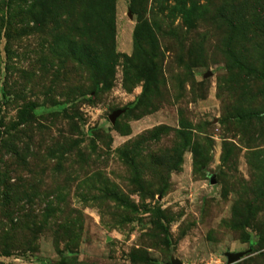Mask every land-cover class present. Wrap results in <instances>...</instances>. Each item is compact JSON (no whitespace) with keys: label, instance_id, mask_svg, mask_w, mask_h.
I'll list each match as a JSON object with an SVG mask.
<instances>
[{"label":"rangeland","instance_id":"obj_1","mask_svg":"<svg viewBox=\"0 0 264 264\" xmlns=\"http://www.w3.org/2000/svg\"><path fill=\"white\" fill-rule=\"evenodd\" d=\"M195 1L0 0V264H264V0Z\"/></svg>","mask_w":264,"mask_h":264},{"label":"trees","instance_id":"obj_2","mask_svg":"<svg viewBox=\"0 0 264 264\" xmlns=\"http://www.w3.org/2000/svg\"><path fill=\"white\" fill-rule=\"evenodd\" d=\"M7 1V0H6ZM11 0H8V2H10ZM23 2L22 4V7L20 10V12H23L25 15H29V16H32L34 15V9H35V4L38 0H21ZM25 1V2H24ZM65 1H69V0H58V1H53V0H50V2L47 4V7H55L58 3H65ZM114 1V0H113ZM133 1V0H132ZM193 1L192 3H190V5H193V10H199L203 7H205V5H202L201 6H195V3L196 1L195 0H191ZM204 1V0H203ZM205 1H210V0H205ZM176 2H179V0H176ZM181 2V1H180ZM208 2H206L207 4ZM185 3H183L184 5ZM25 6V9L24 7ZM20 7V6H19ZM24 9V10H23ZM184 13V10L182 12V14ZM85 14V13H84ZM185 14V13H184ZM230 22V21H229ZM228 22V23H229ZM84 33V36H86V38L91 41V35H93L96 30H95V27L94 28H89V30L85 29L82 27L81 29ZM134 40V43H136V38L134 36L133 38ZM83 47V52L80 53V58H79V62L84 65L85 67H87L89 69L90 72H92L93 74H95V78H97L98 82L100 83H105L108 79V76H107V72H108V66H107V63L106 61L104 60L102 54L100 53L99 51V48H98V52L96 51L95 47H92V45H89L88 43H84V45H82ZM231 63H232V67L237 69V70H240V71H245L247 68L232 54L231 55ZM107 69V70H106ZM152 69H148L147 71V74H148V77H150V75L152 74ZM142 73H146V71L144 70V68L142 69ZM142 73H140L138 70H136V74L138 76H140ZM150 73V74H149ZM147 89V86L145 87L144 86V92L146 91ZM85 95L86 97L90 98V94L86 93L83 94ZM32 107L30 108H27V109H24L23 112H22V115H21V118H20V122L21 124H25L27 121H28V115H29V110H31ZM259 115H257L256 113H253V112H250L246 117L250 118V117H258ZM162 128H157L155 130H161ZM120 155H121V159H122V162L131 167L132 164H133V160L131 159V156H130V152H129V149L128 150H120ZM195 163H197L196 161V156L194 155V165ZM174 166V169H176L178 167V163L173 164ZM5 189H8L6 187V185L4 184V191H3V198H4V201L6 202H9V203H12L13 200L10 199L9 197V193H7V190L5 191ZM27 194H24L22 195L21 197H26ZM113 197V196H112ZM114 199L118 201V198L116 195H114ZM29 200V199H28ZM46 212L45 213V223H49V219L51 216H53V214L55 215V212ZM11 215L14 217H18V220L20 219V221L24 220V221H29L30 219H34L35 216H33L31 214V212H23L22 210L20 209H13L11 211ZM22 216V218H20ZM55 221H57L55 219ZM35 224V223H34ZM33 225V223H32ZM60 225V224H59ZM61 228H63V231H67V227L66 226H62L60 225ZM35 228V226H33L32 228H29V227H26L24 229H27V231L29 233H32L33 229Z\"/></svg>","mask_w":264,"mask_h":264},{"label":"water","instance_id":"obj_3","mask_svg":"<svg viewBox=\"0 0 264 264\" xmlns=\"http://www.w3.org/2000/svg\"><path fill=\"white\" fill-rule=\"evenodd\" d=\"M121 111L117 110L114 111L110 116H109V120L111 123H113L116 119V117L119 115ZM243 255L242 252H238V253H226V263L227 264H233L235 263L237 260H239V258ZM171 264H180L177 260H172Z\"/></svg>","mask_w":264,"mask_h":264}]
</instances>
